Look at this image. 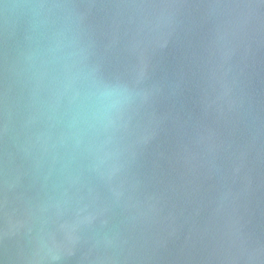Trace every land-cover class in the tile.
I'll use <instances>...</instances> for the list:
<instances>
[{
	"label": "water",
	"instance_id": "1",
	"mask_svg": "<svg viewBox=\"0 0 264 264\" xmlns=\"http://www.w3.org/2000/svg\"><path fill=\"white\" fill-rule=\"evenodd\" d=\"M0 264H264V0H0Z\"/></svg>",
	"mask_w": 264,
	"mask_h": 264
},
{
	"label": "clouds",
	"instance_id": "2",
	"mask_svg": "<svg viewBox=\"0 0 264 264\" xmlns=\"http://www.w3.org/2000/svg\"><path fill=\"white\" fill-rule=\"evenodd\" d=\"M122 95L123 90L119 88L99 89L96 93V98L101 109L100 115L110 110Z\"/></svg>",
	"mask_w": 264,
	"mask_h": 264
}]
</instances>
